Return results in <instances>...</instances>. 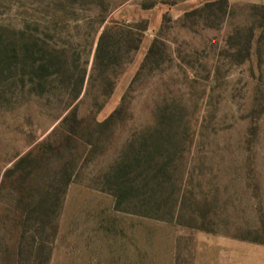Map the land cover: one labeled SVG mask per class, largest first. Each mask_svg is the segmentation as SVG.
Wrapping results in <instances>:
<instances>
[{
  "label": "rangeland",
  "instance_id": "obj_1",
  "mask_svg": "<svg viewBox=\"0 0 264 264\" xmlns=\"http://www.w3.org/2000/svg\"><path fill=\"white\" fill-rule=\"evenodd\" d=\"M208 1L0 0L2 39L26 29L60 52L64 71H85L69 108L66 77H48L32 91L15 71L0 75V248H30L21 264H264V41L242 63L231 61L225 42L247 21L248 6L264 0H227L232 16L216 27L196 19L182 26L185 12ZM101 17L103 25L146 24L138 50L109 70L106 98L91 80ZM155 38L156 60L139 70ZM119 107L91 137L92 149L76 144L77 170L57 215L36 225L7 170L58 139L71 108L101 122ZM159 122L178 141L167 220L116 210L113 197L95 188L124 143Z\"/></svg>",
  "mask_w": 264,
  "mask_h": 264
},
{
  "label": "trees",
  "instance_id": "obj_2",
  "mask_svg": "<svg viewBox=\"0 0 264 264\" xmlns=\"http://www.w3.org/2000/svg\"><path fill=\"white\" fill-rule=\"evenodd\" d=\"M247 10V21L233 26L225 41L234 63L247 60L253 48L258 52L264 41V5H251ZM232 13L233 9L227 0L208 1L185 12L180 22L182 26H187L188 21L196 19L206 27H216L232 16ZM104 22V17H101L99 26L102 29L97 38L91 67V80L99 84L98 96L102 98L108 97L113 89L109 70L119 68L129 55L138 50L146 30L144 22H112L103 25ZM157 43L158 39L155 38L139 70L144 69L152 59L156 60ZM64 64L66 61L60 52L40 46L26 29L12 31L5 39L0 35V75L13 70L22 85L27 84L32 91L42 88L48 77H66L72 87L69 90V108L80 96L85 71L76 75L64 71ZM120 110L121 107L115 109L103 121L97 122L78 118L76 110L71 108L59 122L58 139L41 144L36 153L28 152L21 156L7 170L5 178H15L13 183L18 203L23 205L22 210L27 218L30 216L38 226L44 223L45 217L48 222L51 221V215L55 218L63 195L73 182L77 170L76 144L81 142L85 150L92 149L94 143L91 137L108 126ZM165 129L166 126L159 122L152 129L131 137L124 143L112 164L99 175L95 188L113 197L116 210L158 220L168 219L165 213H169L176 203L170 188L175 185L172 181L173 163L177 159L174 150L178 141L171 135V131ZM25 194L29 199L24 203ZM171 202L173 207L169 204ZM55 230L54 225L53 233ZM31 256V249L26 246L19 245L14 250L5 246L0 248V259L5 263L15 260L21 264Z\"/></svg>",
  "mask_w": 264,
  "mask_h": 264
}]
</instances>
